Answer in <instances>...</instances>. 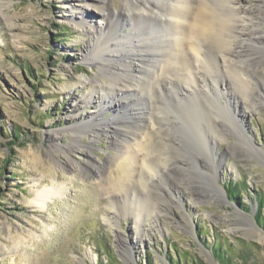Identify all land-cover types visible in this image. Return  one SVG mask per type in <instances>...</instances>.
<instances>
[{"label":"rangeland","instance_id":"374dc122","mask_svg":"<svg viewBox=\"0 0 264 264\" xmlns=\"http://www.w3.org/2000/svg\"><path fill=\"white\" fill-rule=\"evenodd\" d=\"M112 2L117 9L122 5V0ZM255 4L257 0H243L241 5ZM83 5L82 0H0V264H109L110 259L117 264H222L213 251L219 236L229 244L231 264H264V225L256 218L264 199L261 100L258 109L247 113L237 104L255 145H248L233 125L221 144L203 137L212 151L204 146L209 155L200 153V165L209 173L218 168L217 180L225 194L212 192V198L196 203L191 190L167 181L163 193L167 201L175 202L172 209L161 219H154L155 212L153 216L145 213L146 219L139 222L141 230L131 212L134 195L143 202L151 198L159 202L158 187L153 197L143 187H133L128 162L106 173L119 188L113 193L85 175L88 168L102 165L107 155L116 152L109 147L110 132L94 140L92 129H84L87 134L75 150L67 151L75 160L71 167L77 176L65 173L70 168L65 145L74 142L63 130L79 123L82 114L87 119L99 101L94 93L86 97L92 102L81 107L89 88H82L79 78L91 76L98 67L83 59L96 35L90 25L81 27L76 16L84 7L93 23L102 24L95 6ZM158 25L154 24V36H160ZM257 80L264 87V80ZM118 98L114 107L120 103ZM141 99L148 102L145 96ZM221 101L226 104L227 97ZM126 103L130 116L136 104L129 99ZM141 108L137 106L138 112ZM170 113L175 118L179 112L171 107ZM111 114L108 110L104 117L123 122L120 115ZM214 120L213 116L207 122ZM195 136V131L188 135L193 146ZM237 141L242 146L240 157L227 151ZM88 145L96 155L89 154ZM204 176L212 181V176ZM54 181L60 188L67 187L63 197L49 201L46 208L29 202ZM231 182L241 187L237 199L228 188ZM111 203L124 214L110 209Z\"/></svg>","mask_w":264,"mask_h":264},{"label":"bare ground","instance_id":"6f19581e","mask_svg":"<svg viewBox=\"0 0 264 264\" xmlns=\"http://www.w3.org/2000/svg\"><path fill=\"white\" fill-rule=\"evenodd\" d=\"M82 2L83 6H95L102 24L93 23L84 7L76 16L81 27L90 25L96 35L83 59L98 67L91 76L79 78L82 88H89L81 107L92 102L86 97L91 98L94 93L99 101L87 119H82V114L79 123L63 130L74 142L65 145L66 152L75 150L87 134L84 129H92L94 140L103 132L111 133L109 147L116 152L107 155L102 165L88 168L85 175L103 189L117 191L119 188L106 173L128 162L132 165L133 187H143L151 196L155 187L161 190L162 195H157L162 197L159 202L156 198L143 202L134 195L131 212L138 230L142 229L139 222L146 219L145 213L153 216L155 212L154 219H161L172 209L175 202L171 198L167 201L163 193L167 181L191 190L196 203L212 198V192L225 194L217 180L218 168L209 173L200 165V153L209 155L204 146L210 148L211 144L203 137L210 136L221 144L233 125L248 145H255L237 104L243 105V112L247 113L258 109L259 100L264 102V87L257 82L258 77L264 80V0H257L253 7L241 5L243 0H122L119 9L112 0ZM154 24L161 26L160 36H154ZM143 96L147 103L142 102ZM224 96L226 104L221 101ZM116 97L120 103L114 107ZM127 99L140 108L144 105L142 111L138 112L132 104L130 116L127 115ZM171 107L179 112L175 118L171 117ZM108 110L114 117L120 115L123 122L104 117ZM213 116L215 120L208 123L207 119L212 120ZM194 131L196 146L188 137ZM57 146L61 145H53ZM240 147L237 141L227 151L240 157ZM93 148L88 145L89 154L94 156ZM66 156L70 168L65 173L77 176L71 167L73 156L68 152ZM203 173L210 179L212 176L213 182ZM66 188L54 181L52 186L36 192L29 202L46 208L49 201L63 197ZM111 208L124 214L118 206Z\"/></svg>","mask_w":264,"mask_h":264},{"label":"trees","instance_id":"16d2710c","mask_svg":"<svg viewBox=\"0 0 264 264\" xmlns=\"http://www.w3.org/2000/svg\"><path fill=\"white\" fill-rule=\"evenodd\" d=\"M228 188L230 191L234 194L235 198H239L237 196H241V187L235 182H231L228 185ZM261 209L264 210V199H261L258 206V213L256 214L257 220L264 225V215L261 213ZM229 244L225 241H221V237H217L215 240V243L213 245V251L215 254V257L218 259V261L222 264H231L232 258L230 257L229 252ZM109 253V252H108ZM101 264H108L101 261ZM109 264H117L114 259L109 260ZM176 264H180L179 262H176Z\"/></svg>","mask_w":264,"mask_h":264},{"label":"water","instance_id":"95a60500","mask_svg":"<svg viewBox=\"0 0 264 264\" xmlns=\"http://www.w3.org/2000/svg\"><path fill=\"white\" fill-rule=\"evenodd\" d=\"M206 253H208V252H206Z\"/></svg>","mask_w":264,"mask_h":264}]
</instances>
